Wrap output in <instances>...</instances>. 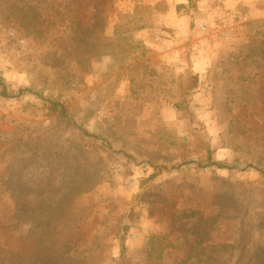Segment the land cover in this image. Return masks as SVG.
Here are the masks:
<instances>
[{
    "label": "rangeland",
    "instance_id": "1",
    "mask_svg": "<svg viewBox=\"0 0 264 264\" xmlns=\"http://www.w3.org/2000/svg\"><path fill=\"white\" fill-rule=\"evenodd\" d=\"M260 248L264 0H0V264Z\"/></svg>",
    "mask_w": 264,
    "mask_h": 264
},
{
    "label": "trees",
    "instance_id": "2",
    "mask_svg": "<svg viewBox=\"0 0 264 264\" xmlns=\"http://www.w3.org/2000/svg\"><path fill=\"white\" fill-rule=\"evenodd\" d=\"M190 1H191V0H190ZM24 90H25V89H21V90L19 91V93L24 92ZM2 94H3L4 96H10V95L6 92V90L2 91ZM53 109L58 110V106H57V105H54V106H53ZM60 114H61L62 116H64L65 118H70V117H69V113H68V111H67L64 107H62V108L60 109ZM85 132L87 133V131H85ZM87 134H88V133H87ZM208 164H209V165H215V166H217V167H219V168H227V167H228V165H227L226 163L222 162V161L212 160V159H211V154H209V162H208ZM120 264H126V262L123 260ZM255 264H264V248H260V249L258 250V252H257V254H256V261H255Z\"/></svg>",
    "mask_w": 264,
    "mask_h": 264
}]
</instances>
